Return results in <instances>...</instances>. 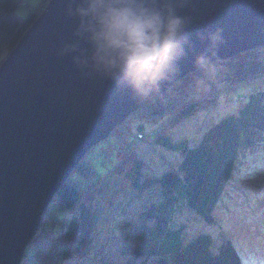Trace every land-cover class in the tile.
Here are the masks:
<instances>
[{"label":"trees","instance_id":"16d2710c","mask_svg":"<svg viewBox=\"0 0 264 264\" xmlns=\"http://www.w3.org/2000/svg\"><path fill=\"white\" fill-rule=\"evenodd\" d=\"M43 1L42 9L47 0ZM19 2L0 0V52H11L38 18L31 12L26 19L17 16ZM212 65L214 71L199 68L188 74L85 155L51 202L64 213L62 236L29 247L21 264H30L31 258L38 264H54L59 259L69 262L78 257L86 260L92 251L93 264H241L235 247L223 236L218 250L211 252L209 235L198 234L184 243L183 229L170 225L173 215L185 207L213 225L212 211L239 156L264 148V47ZM203 79L206 91L200 93L197 89H202L199 85ZM186 82H194L197 89L190 86L191 99L189 91H182L186 100L182 102L172 91ZM245 85L251 86L250 91L238 98L234 112L203 133L195 146L190 147L187 140L174 142L156 131L155 145L179 154L180 160L160 175L145 170L129 145L132 135L143 134L152 120L165 116L175 125L214 107L220 94ZM137 118L134 131L124 130ZM124 141L127 148L121 144ZM129 167L131 172L126 173ZM124 189L131 191L130 199L121 196ZM49 208L42 221L48 218ZM121 217L118 230H113L112 225ZM89 242L95 245L88 246Z\"/></svg>","mask_w":264,"mask_h":264},{"label":"water","instance_id":"95a60500","mask_svg":"<svg viewBox=\"0 0 264 264\" xmlns=\"http://www.w3.org/2000/svg\"><path fill=\"white\" fill-rule=\"evenodd\" d=\"M69 3L51 0L0 66V264H21L46 209L92 148L199 69L195 58L207 46L201 35L223 30L211 63L264 47V0H189L177 14L191 19V47L160 94L140 101L58 55L77 41ZM79 45L87 54L88 44Z\"/></svg>","mask_w":264,"mask_h":264},{"label":"rangeland","instance_id":"374dc122","mask_svg":"<svg viewBox=\"0 0 264 264\" xmlns=\"http://www.w3.org/2000/svg\"><path fill=\"white\" fill-rule=\"evenodd\" d=\"M42 2L44 1L20 0L16 15L21 19H26L29 12L39 16L43 11ZM10 53L9 49H3L0 52V66ZM212 71H214V67ZM219 77H221V74H219ZM186 83H182L179 89L176 88L172 91V95L176 98L179 97L182 102H186L182 91H189V99H191L192 90H190V86L194 90L197 89L194 82L191 84ZM206 85V81L201 80L199 86L202 89L198 88L197 90L204 93ZM250 88L251 86L245 85L237 87L234 92L220 94L214 107L202 110L175 125L171 124L172 120L166 116L159 120H152L149 123L150 125L144 127L143 134L132 135L133 139L129 140L132 151L143 162L145 170L151 171L154 175H160L168 167H175L180 160L179 154L156 146L154 142L157 137L155 136L157 135L156 131H160V135L168 136L174 142L187 140L189 146L193 147L198 143L201 135L210 127L234 112L238 98L246 96ZM174 91L177 94H174ZM138 119H134L124 130L134 131V124L138 122ZM117 133L122 136L125 135L122 131ZM144 134L145 136H143ZM125 142L121 144L126 147ZM125 172H131L130 167ZM130 193V190L124 189L121 196L130 199ZM57 206L55 202L50 204L51 208H49L50 212L48 214L50 217L48 216L42 221L40 230L26 250L29 247L36 248L37 244L42 245L43 241L51 243L55 240L56 235L57 237L62 236L64 213H61ZM212 216L215 222L213 225H208L185 207L183 211L173 215L170 225L173 228L181 227L183 229L181 240L184 243L198 234H207L211 239L210 250L216 252L223 236L235 247L241 264H264V148L251 150L246 152L244 156H239L235 170L219 202L214 207ZM51 217H55V220H52ZM121 220L122 217L116 220L112 225L113 230H118ZM58 221L59 224H57ZM101 242H104V240ZM87 245L92 247L95 244L92 245L89 242ZM38 249L41 250V248ZM94 253L93 251L90 252L86 260L78 257L70 260L71 262H65L59 259L54 264H93V259L95 260ZM32 259H30V264H38L35 258Z\"/></svg>","mask_w":264,"mask_h":264},{"label":"clouds","instance_id":"9594fccd","mask_svg":"<svg viewBox=\"0 0 264 264\" xmlns=\"http://www.w3.org/2000/svg\"><path fill=\"white\" fill-rule=\"evenodd\" d=\"M189 0H70L66 13L78 18L76 42L65 44L58 55H71L83 75L111 81L118 91L146 101L178 73V62L189 44L191 19L177 14ZM73 5L75 8L73 9ZM207 41L195 64L212 70V58L223 43L217 27L201 35ZM84 40L89 50L80 49Z\"/></svg>","mask_w":264,"mask_h":264},{"label":"built area","instance_id":"2783aa9c","mask_svg":"<svg viewBox=\"0 0 264 264\" xmlns=\"http://www.w3.org/2000/svg\"><path fill=\"white\" fill-rule=\"evenodd\" d=\"M50 1H51V0H47V1H45V3H46V4H49ZM44 6H45V5H44Z\"/></svg>","mask_w":264,"mask_h":264},{"label":"bare ground","instance_id":"6f19581e","mask_svg":"<svg viewBox=\"0 0 264 264\" xmlns=\"http://www.w3.org/2000/svg\"><path fill=\"white\" fill-rule=\"evenodd\" d=\"M47 5H48V4L45 5V8L47 7ZM45 8H44V9H45ZM44 9H43V10H44Z\"/></svg>","mask_w":264,"mask_h":264}]
</instances>
